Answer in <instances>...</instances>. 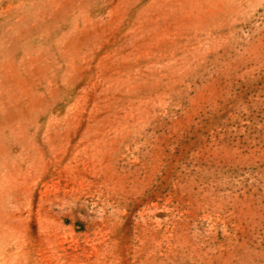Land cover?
<instances>
[{"label":"rangeland","instance_id":"obj_1","mask_svg":"<svg viewBox=\"0 0 264 264\" xmlns=\"http://www.w3.org/2000/svg\"><path fill=\"white\" fill-rule=\"evenodd\" d=\"M0 264H264V0H0Z\"/></svg>","mask_w":264,"mask_h":264}]
</instances>
